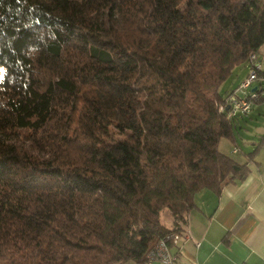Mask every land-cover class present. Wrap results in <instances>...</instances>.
<instances>
[{
  "label": "trees",
  "instance_id": "trees-1",
  "mask_svg": "<svg viewBox=\"0 0 264 264\" xmlns=\"http://www.w3.org/2000/svg\"><path fill=\"white\" fill-rule=\"evenodd\" d=\"M262 43L264 0H0V264H145L249 172L219 87Z\"/></svg>",
  "mask_w": 264,
  "mask_h": 264
},
{
  "label": "crops",
  "instance_id": "crops-1",
  "mask_svg": "<svg viewBox=\"0 0 264 264\" xmlns=\"http://www.w3.org/2000/svg\"><path fill=\"white\" fill-rule=\"evenodd\" d=\"M256 54L264 75V43ZM248 65L245 64V74L226 93L234 91L247 75ZM255 86L264 91L260 83ZM260 143L251 160L246 155L255 145L244 152L243 158L229 155L238 162H247L249 172L244 178L226 183L219 192L199 189L195 194L194 206L179 227L181 237L170 244L175 264H264V137ZM230 152L238 154L240 149L233 144ZM172 224L171 220L165 225ZM147 264L163 263L153 260Z\"/></svg>",
  "mask_w": 264,
  "mask_h": 264
},
{
  "label": "rangeland",
  "instance_id": "rangeland-1",
  "mask_svg": "<svg viewBox=\"0 0 264 264\" xmlns=\"http://www.w3.org/2000/svg\"><path fill=\"white\" fill-rule=\"evenodd\" d=\"M233 68L231 75L223 80L219 87L221 95L226 93L232 86L236 85L238 82L237 80L246 72L245 64L237 65ZM4 71V66L0 64V80L2 79V75H4ZM259 83L264 87V79H255L252 86ZM250 90L251 87H248L244 91L248 93ZM260 93H262L261 97L258 100L252 101V108L250 111L246 113L235 112L238 120V123H236L233 128L235 143L230 142L228 139L221 138L217 146L220 151L240 159V157H244V152L251 150L255 143L262 140V137H264V91ZM233 144L240 149L238 154L230 152V148ZM168 214V211L165 209L161 212V215H159L162 222L166 225L170 224L171 221V217Z\"/></svg>",
  "mask_w": 264,
  "mask_h": 264
},
{
  "label": "built area",
  "instance_id": "built-area-1",
  "mask_svg": "<svg viewBox=\"0 0 264 264\" xmlns=\"http://www.w3.org/2000/svg\"><path fill=\"white\" fill-rule=\"evenodd\" d=\"M248 64L249 70L247 75L240 80L235 90L227 96L229 108H231L232 112L246 113L250 111L252 101L257 96L256 90H250L248 93L244 91L246 88L252 87L253 81L257 79V73L260 70V62L256 52H249ZM218 108L219 110L223 109L221 105ZM233 151H236V149L234 148ZM180 237L178 232H169L162 236V238L160 237L154 242L146 255H144L146 259L145 263L158 260L163 264H175L176 256L170 251V244L176 243Z\"/></svg>",
  "mask_w": 264,
  "mask_h": 264
},
{
  "label": "water",
  "instance_id": "water-1",
  "mask_svg": "<svg viewBox=\"0 0 264 264\" xmlns=\"http://www.w3.org/2000/svg\"><path fill=\"white\" fill-rule=\"evenodd\" d=\"M255 89H256V86L255 85L251 87V90H255Z\"/></svg>",
  "mask_w": 264,
  "mask_h": 264
}]
</instances>
